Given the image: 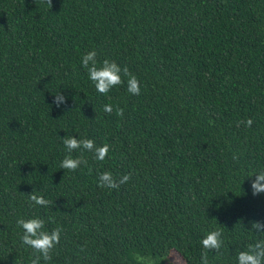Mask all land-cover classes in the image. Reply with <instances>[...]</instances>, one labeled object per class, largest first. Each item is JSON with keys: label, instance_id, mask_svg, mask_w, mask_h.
Listing matches in <instances>:
<instances>
[{"label": "trees", "instance_id": "obj_1", "mask_svg": "<svg viewBox=\"0 0 264 264\" xmlns=\"http://www.w3.org/2000/svg\"><path fill=\"white\" fill-rule=\"evenodd\" d=\"M127 67L101 95L81 64ZM61 93L66 103L53 102ZM111 104L113 112L105 113ZM124 110L116 114V107ZM252 119L251 127L238 121ZM110 145L104 161L65 137ZM87 166L60 168L65 156ZM264 0H0V264H31L18 219L63 231L40 264H238L264 240ZM131 174L119 190L98 174ZM36 189L51 203L34 205Z\"/></svg>", "mask_w": 264, "mask_h": 264}, {"label": "clouds", "instance_id": "obj_2", "mask_svg": "<svg viewBox=\"0 0 264 264\" xmlns=\"http://www.w3.org/2000/svg\"><path fill=\"white\" fill-rule=\"evenodd\" d=\"M43 2L51 9L52 0H43ZM81 64L87 69L89 80L94 84L96 91L101 95L106 96L112 88L123 83L121 73H123L125 77H128V92L132 95L140 94L139 80L135 75L129 72L127 67L122 69L114 61L108 59H104L98 67L97 52L95 50L84 54L81 59ZM53 97V102L58 108L66 103V98L61 93ZM103 110L105 113L111 114L113 112V106L111 104H106ZM116 114L122 117L124 110L117 106ZM241 123H244L247 127H251L253 120L248 119L246 122L238 121L237 126ZM61 141L69 153L76 150L91 152L94 158L99 161L105 160L110 149V145L107 143L102 146H96L95 141L88 138L77 139L75 137L66 136ZM87 163L88 161L84 159L83 155L77 158L68 155L61 161L60 168L75 172L81 165L87 166ZM254 176L256 179L251 184V188L253 196H256L260 193H264V170ZM130 179L131 174H125L117 178L111 172L105 171L98 174V187L119 190L121 185L128 183ZM36 191V189H33L32 193L27 195L29 200L34 205L47 207L51 202L42 195L38 196ZM16 223L18 227L23 229V236L21 237L22 243L32 248L34 252L38 254L31 260V264H40L41 257L45 262L50 261L53 249L60 243V236L63 229L61 227H56L51 232L45 231V221L40 218L28 220L18 219ZM251 229L258 233H264V223L259 221L252 222ZM221 235L219 231L208 233L207 236L201 240L203 248L207 251L215 250L219 252L223 243ZM207 251L202 254L201 264H208ZM237 259L238 264H264V240L254 245H248V250L239 252Z\"/></svg>", "mask_w": 264, "mask_h": 264}, {"label": "rangeland", "instance_id": "obj_3", "mask_svg": "<svg viewBox=\"0 0 264 264\" xmlns=\"http://www.w3.org/2000/svg\"><path fill=\"white\" fill-rule=\"evenodd\" d=\"M169 260L172 261L174 264H184V260L177 252H172Z\"/></svg>", "mask_w": 264, "mask_h": 264}]
</instances>
